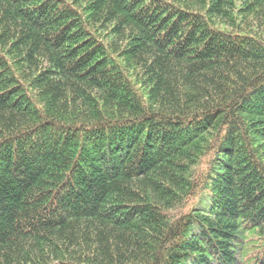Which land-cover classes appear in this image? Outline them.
<instances>
[{
    "label": "trees",
    "instance_id": "16d2710c",
    "mask_svg": "<svg viewBox=\"0 0 264 264\" xmlns=\"http://www.w3.org/2000/svg\"><path fill=\"white\" fill-rule=\"evenodd\" d=\"M0 264H264V0H0Z\"/></svg>",
    "mask_w": 264,
    "mask_h": 264
}]
</instances>
